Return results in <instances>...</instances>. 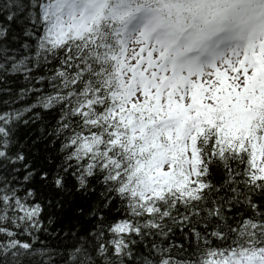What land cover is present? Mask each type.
I'll use <instances>...</instances> for the list:
<instances>
[{
  "label": "snow or ice",
  "instance_id": "obj_1",
  "mask_svg": "<svg viewBox=\"0 0 264 264\" xmlns=\"http://www.w3.org/2000/svg\"><path fill=\"white\" fill-rule=\"evenodd\" d=\"M0 264H264V0H0Z\"/></svg>",
  "mask_w": 264,
  "mask_h": 264
}]
</instances>
